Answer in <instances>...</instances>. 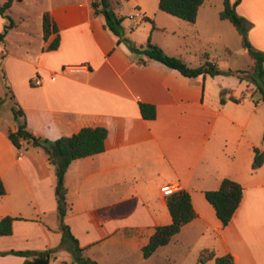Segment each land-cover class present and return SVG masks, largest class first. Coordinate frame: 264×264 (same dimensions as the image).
<instances>
[{"label":"crops","instance_id":"crops-1","mask_svg":"<svg viewBox=\"0 0 264 264\" xmlns=\"http://www.w3.org/2000/svg\"><path fill=\"white\" fill-rule=\"evenodd\" d=\"M27 1H13L6 13L17 24L0 41V177L6 191L0 195V219L14 217L11 233L0 236V264H26L10 250L48 251V264H77L70 247L60 243L54 166L41 147L22 141L17 149L7 137L17 126L13 106L40 139L54 140L98 123L108 128L104 151L71 161L64 174L70 203L64 223L83 256L117 264L122 248L141 250L157 226L171 222L161 192L170 186L190 193L196 216L165 246L181 242L189 230L195 242L187 244L198 252L231 254L233 264H264V162L251 169L254 148L264 151V103L251 86L234 75L185 77L154 59L140 64V56L103 28L92 0H33L42 4L40 40L31 48L28 13H12ZM158 2L121 0L115 12L121 15L127 6L129 17L137 11L163 30L177 22L159 16L165 12ZM203 3L194 27L200 13L208 25L215 24ZM45 12L59 30L58 47L47 52L41 51ZM236 12L246 20L250 44L264 53V0H240ZM130 21L128 28H136ZM5 22L0 15V32ZM124 36L141 44L132 32ZM204 55L221 69L237 70L227 60ZM36 76L41 79L37 86L32 83ZM139 102L154 105L153 119L141 116ZM225 177L242 185L243 196L222 227L203 192L216 189Z\"/></svg>","mask_w":264,"mask_h":264},{"label":"trees","instance_id":"trees-1","mask_svg":"<svg viewBox=\"0 0 264 264\" xmlns=\"http://www.w3.org/2000/svg\"><path fill=\"white\" fill-rule=\"evenodd\" d=\"M14 0H4L0 3V15L5 18V24L0 32V41H2L9 29L16 26V22L6 13ZM121 0H92L91 8L94 15L103 17V28L111 32L117 42H124L128 49L140 56V64H145L148 59L157 60L166 66L177 70L185 77L194 78L198 76L215 75H234L241 81H246L248 85L254 86L251 93H257L259 100L264 103V53L255 49L252 45L247 48V54L252 61L246 69H221L217 64L209 61L207 56H203L204 61L196 67L189 66L183 59L166 54L163 49L149 39L145 44L136 45L132 40L124 36L122 21L123 16L117 15L116 7ZM204 0H159L158 8L174 17L194 22L199 7ZM240 0L231 2L223 0V8L219 12L221 19L228 20L241 36L243 45L250 44L247 38L248 26L244 17L238 15L236 6ZM146 21L154 23L148 18ZM42 39L41 51L47 52L55 50L59 45V30L55 22L48 13L42 15ZM145 56L146 58H143ZM251 86V87H252ZM235 100L234 98H230ZM223 103L224 100L221 99ZM139 111L144 119H153L155 117V107L152 104L143 102L138 103ZM12 114L17 122L14 131L9 130L7 137L14 147L20 149L22 141L31 146L41 147L47 154L49 162L54 166L56 177L54 185V194L56 199L57 217L61 229V245H68L72 252L73 261L77 264H98L96 261L84 257L82 248L78 246L77 239L70 232L69 227L64 223V217L70 209V203L67 200V188L64 184V174L71 161L87 156H91L104 151V141L107 136L108 128L103 123L95 125L82 126L69 135L60 136L54 140L40 139L34 136L27 128L23 112L19 107H12ZM264 162V151L254 148V155L251 162V169H258ZM6 193L2 179L0 177V195ZM206 201L213 207L221 226L225 227L232 219L237 210L242 196L243 187L237 181L231 178H223L219 186L214 190L203 192ZM166 206L171 216V222L159 225L155 228L148 242L141 248L143 258L153 255L159 247L167 245L171 238L176 235L181 228L195 218L196 213L191 204V195L185 189H178L166 195ZM14 217L4 216L0 219V236L11 233V225ZM5 252H1L4 254ZM13 253L24 258L26 264H48L49 252L41 251L33 254L31 251H15ZM213 261V264H233V256L225 254L217 256L212 250L201 249L198 253L197 264H204Z\"/></svg>","mask_w":264,"mask_h":264},{"label":"rangeland","instance_id":"rangeland-1","mask_svg":"<svg viewBox=\"0 0 264 264\" xmlns=\"http://www.w3.org/2000/svg\"><path fill=\"white\" fill-rule=\"evenodd\" d=\"M41 4L42 2L36 3L33 0H29L24 5L16 4L12 11L15 17L19 12L26 11L28 13L27 24H29L30 32L28 33L31 48H35L40 40L38 10L41 8ZM203 4L204 10L210 12V17H214L215 24H209V26L203 13H200L196 27L185 20L171 17L166 13H159V16L173 18L172 20H175L177 23L166 24L165 29L157 30L152 27V23L138 17L137 11L132 10V14L137 18V27L129 29L128 25L131 23L128 15L130 13L129 7L124 6L119 10V13L123 16L122 26L125 33L132 32V36L140 41L141 44H145L149 39L151 42L157 41L165 45V49L168 52L163 51L166 54L183 59L191 67H196L201 61H204L201 54L207 53L210 57L212 56L217 59L218 62L227 60L229 65L234 69L248 68L252 61L246 52V46L242 43L241 36L238 35L237 30L228 20H221L218 17V13L223 8V0H204ZM195 28L199 32L195 31ZM128 39L131 40L130 36ZM252 88L254 86L250 87L249 90H252ZM8 103L7 98H5L2 104V110L5 113L8 109ZM261 106L264 107V104ZM180 238L183 244L181 242H173L159 249L158 252L148 259L143 258L141 250H135L130 247L126 249L122 248L120 252L123 253V258L118 260L117 264H197L199 252L196 250L194 244L193 246H188L187 244L189 241L190 243L195 242L193 241L195 239L194 235L188 230L184 231ZM114 255L118 257V254ZM206 264L213 263L210 261Z\"/></svg>","mask_w":264,"mask_h":264},{"label":"built area","instance_id":"built-area-1","mask_svg":"<svg viewBox=\"0 0 264 264\" xmlns=\"http://www.w3.org/2000/svg\"><path fill=\"white\" fill-rule=\"evenodd\" d=\"M131 19H132V21H133V24L130 26L131 28H134L137 24V18L136 17H134V16H131L130 17ZM74 70H79V68H73ZM32 83H33V85H35V86H37V85H40L41 84V79L38 77V76H36V77H34L33 79H32ZM161 192L163 193V195H168V194H170L171 192H173V188L172 187H170V186H163L162 188H161Z\"/></svg>","mask_w":264,"mask_h":264},{"label":"water","instance_id":"water-1","mask_svg":"<svg viewBox=\"0 0 264 264\" xmlns=\"http://www.w3.org/2000/svg\"><path fill=\"white\" fill-rule=\"evenodd\" d=\"M250 47V44H246V48H249Z\"/></svg>","mask_w":264,"mask_h":264}]
</instances>
